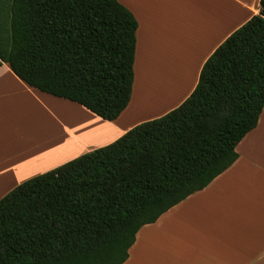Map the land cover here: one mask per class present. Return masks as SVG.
<instances>
[{"label": "trees", "instance_id": "obj_1", "mask_svg": "<svg viewBox=\"0 0 264 264\" xmlns=\"http://www.w3.org/2000/svg\"><path fill=\"white\" fill-rule=\"evenodd\" d=\"M118 0H0V64L106 120L131 99L136 29ZM264 108V0L177 107L0 199V264H124L141 226L239 157Z\"/></svg>", "mask_w": 264, "mask_h": 264}, {"label": "crops", "instance_id": "obj_2", "mask_svg": "<svg viewBox=\"0 0 264 264\" xmlns=\"http://www.w3.org/2000/svg\"><path fill=\"white\" fill-rule=\"evenodd\" d=\"M118 1L138 25L131 99L117 118L103 119L76 101L42 91L18 76L9 62H1L0 199L29 178L111 143L135 125L179 106L196 87L208 57L260 13V0ZM177 11L181 33L172 41L193 48L177 74L183 88L159 113L132 117L137 69L143 72L146 66L148 32L164 13L170 19ZM145 95H140L139 107L156 104V99ZM89 114L107 121L108 130L95 134ZM61 124L73 142L65 149L59 141L40 145L45 134L54 133ZM236 150L237 160L209 185L140 227L124 264H264V108L257 126Z\"/></svg>", "mask_w": 264, "mask_h": 264}, {"label": "rangeland", "instance_id": "obj_3", "mask_svg": "<svg viewBox=\"0 0 264 264\" xmlns=\"http://www.w3.org/2000/svg\"><path fill=\"white\" fill-rule=\"evenodd\" d=\"M168 15V14H167ZM180 21L179 12H171V18L168 19L164 13L158 22L154 23L153 28L148 32L147 60L144 71L137 69L136 81L133 92V104L130 113L132 117L147 116L156 114L165 109L171 100L180 94L183 85L180 84L178 72L182 70L188 55H191L193 48H181L180 44L173 42L179 37ZM190 52V53H189ZM192 71V74H191ZM190 76L195 78V73L190 70ZM146 94L156 99V104L151 107H144L138 104L140 95ZM145 95V96H146ZM176 96V97H177ZM141 101V100H140ZM139 101V103H140ZM93 120V129L95 134L104 130L108 122L102 120L96 115H88V122ZM101 137V135H99ZM45 141L40 143L48 144L50 141L60 142L62 149H65L73 142V136L61 124L60 129H56L52 134H45Z\"/></svg>", "mask_w": 264, "mask_h": 264}]
</instances>
